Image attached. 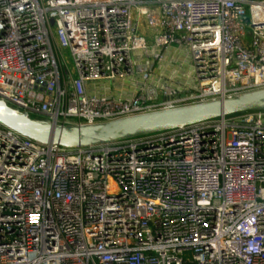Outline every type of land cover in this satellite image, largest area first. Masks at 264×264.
Returning a JSON list of instances; mask_svg holds the SVG:
<instances>
[{
    "label": "built area",
    "instance_id": "built-area-1",
    "mask_svg": "<svg viewBox=\"0 0 264 264\" xmlns=\"http://www.w3.org/2000/svg\"><path fill=\"white\" fill-rule=\"evenodd\" d=\"M173 46L195 71L181 92L152 85ZM125 80L129 99L93 85ZM261 89L264 0H0V99L34 117L99 124ZM0 264H264V113L82 149L0 125Z\"/></svg>",
    "mask_w": 264,
    "mask_h": 264
},
{
    "label": "water",
    "instance_id": "water-1",
    "mask_svg": "<svg viewBox=\"0 0 264 264\" xmlns=\"http://www.w3.org/2000/svg\"><path fill=\"white\" fill-rule=\"evenodd\" d=\"M251 113H264V89L99 124H57L0 99V125L20 137L68 149L110 145Z\"/></svg>",
    "mask_w": 264,
    "mask_h": 264
},
{
    "label": "crops",
    "instance_id": "crops-1",
    "mask_svg": "<svg viewBox=\"0 0 264 264\" xmlns=\"http://www.w3.org/2000/svg\"><path fill=\"white\" fill-rule=\"evenodd\" d=\"M143 63L149 64V61L143 60ZM152 67V85L156 87L160 88L169 85L181 92L186 89H191L195 85L193 60L191 54L186 49L174 46L166 49L164 52V59L161 62L152 63ZM118 82L119 84L117 83L114 88L104 87L99 92H104L117 98H131L134 92L133 85L127 80ZM162 100H167V98H162Z\"/></svg>",
    "mask_w": 264,
    "mask_h": 264
},
{
    "label": "rangeland",
    "instance_id": "rangeland-1",
    "mask_svg": "<svg viewBox=\"0 0 264 264\" xmlns=\"http://www.w3.org/2000/svg\"><path fill=\"white\" fill-rule=\"evenodd\" d=\"M144 21L146 23H148L146 19L142 21V23H141V34L146 38L148 45H149V48L152 49V47L154 45L156 34L153 30H151L150 26H148L147 24L144 23ZM64 56L67 60L69 67L71 69H73L72 63H71L70 53L68 51H65ZM117 83L119 84V82H110L109 81L108 83H95L93 85L97 86L98 90L101 91L104 87L114 88L117 85Z\"/></svg>",
    "mask_w": 264,
    "mask_h": 264
}]
</instances>
